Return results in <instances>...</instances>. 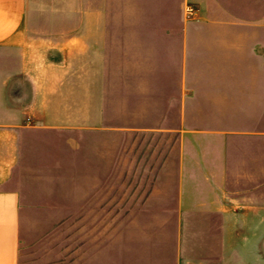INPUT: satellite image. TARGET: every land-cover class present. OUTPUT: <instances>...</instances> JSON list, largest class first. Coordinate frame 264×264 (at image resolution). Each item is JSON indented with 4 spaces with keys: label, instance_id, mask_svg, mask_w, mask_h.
Here are the masks:
<instances>
[{
    "label": "crops",
    "instance_id": "obj_1",
    "mask_svg": "<svg viewBox=\"0 0 264 264\" xmlns=\"http://www.w3.org/2000/svg\"><path fill=\"white\" fill-rule=\"evenodd\" d=\"M189 2L200 6L206 14L203 20L186 19ZM230 2L236 8L235 19H225L231 12L227 0H77L80 19L75 35L57 38L36 35L30 21L35 0H0V50L18 51L31 83L30 94L13 103L5 99L7 87H0V264H20L22 221L40 205L61 215L53 220L70 219L75 210L83 226L78 229L76 264H264V23L260 0ZM106 12L141 13L147 18L119 22L106 20ZM168 12L180 19L165 21ZM118 28L125 29L126 55L133 51L127 46L133 34L129 30L141 29L144 44L150 39L151 45L156 43L153 60L160 68L140 73L157 78V101L166 103L158 107L178 109L172 127H154L171 131L178 142L176 191L167 197L161 192L162 153L160 160L156 155V175L149 185L157 190L156 198L134 202L125 197L118 202V186L148 187L149 180L143 179L150 172L148 157L143 148L133 149V142L145 141L149 127L128 126L118 136L116 125L100 132L95 118L76 125L75 182L34 184L33 178L39 177H33L29 158L36 153V137L29 133L67 130L68 122L51 115L49 110L63 105L56 101L60 105L55 106L50 98L54 87L46 84L47 74L28 67L31 48L59 41L66 43L64 47L75 43L77 55H97L106 46L109 53H117L116 32L109 30ZM166 29L174 30L176 62L167 71ZM140 54H145L143 49ZM166 76L172 77L171 96L164 95ZM118 140L125 142L123 160ZM54 166V172L61 171L59 156ZM136 173L141 177L134 181ZM70 190L75 191V202L53 199ZM117 221L127 223L118 229ZM148 221L173 224L149 229L146 223H133ZM231 252L237 254L235 262H230Z\"/></svg>",
    "mask_w": 264,
    "mask_h": 264
},
{
    "label": "rangeland",
    "instance_id": "obj_2",
    "mask_svg": "<svg viewBox=\"0 0 264 264\" xmlns=\"http://www.w3.org/2000/svg\"><path fill=\"white\" fill-rule=\"evenodd\" d=\"M187 6H192V14L186 12L187 20H203L204 14L200 6L189 2ZM229 12L225 19H235L236 8L233 7L230 0L225 4ZM229 6V7H228ZM107 8V6H105ZM106 20L113 21H139L147 18V14L141 13H113L104 14ZM161 16V14H160ZM260 18L264 23V0H260ZM80 19L77 11V0H35L31 10L30 21L34 26V31L38 37H57L68 38L75 35L76 23ZM179 14L168 12L164 14L165 21L178 20ZM107 31V30H106ZM116 32L117 53H109L108 46L100 54L92 53L77 55L75 43L72 47H64L66 43L60 44L53 42L44 45L38 43L31 48L29 66L31 72L39 73L44 71L46 84L54 87L50 98L54 101L51 115L56 118H65L68 122L67 130H35L29 134L36 137L34 147L35 154H31L34 184L45 182L48 185H72L75 182L76 174V134L77 123L80 120L91 121L95 118L99 122L100 132H108L109 126L116 125L117 133L126 132L128 126H148L145 130L148 133L147 139L143 142L134 141L133 149L143 148L148 157L149 173L143 174V179L149 180L148 187L145 189H127L119 188L117 190L118 202L125 201L132 197L135 202L139 200L149 202L155 199L157 190L152 189L151 181L155 179V168L152 167L156 161V155L164 154L165 178L164 188L161 192L167 197L172 196L176 191V137L168 130H155L154 127L167 129L175 124L178 116V109L158 107L166 105L164 102L157 101V88L155 86V77L141 76L142 70L160 68L159 61L153 60L156 57V43L151 45V39L147 44L140 40L141 29L129 30L132 35L127 46H132V54H125V29L109 30ZM261 52L264 53V28L262 27ZM164 39V53L169 57L164 62V69L172 70L176 62L173 61L174 30L166 29ZM60 40V39H59ZM66 40V39H65ZM175 42V40H174ZM160 43V42H159ZM159 45V48H163ZM145 54H140L141 50ZM136 50V52H134ZM23 61L20 55L14 49L0 50V87H7L4 94L8 102H16L25 99L31 91V83L25 76L23 70ZM159 80V78H158ZM165 96H171L172 77H164ZM2 94L0 93V100ZM57 101V102H56ZM99 107V108H98ZM0 114L2 110L0 109ZM65 128V126H64ZM154 128V129H152ZM138 129L132 130L137 132ZM131 132V131H129ZM152 134H157L153 136ZM60 136V141L56 138ZM123 137V136H121ZM119 138V137H118ZM32 143V141H31ZM124 140H118V154L123 160ZM58 156L61 158V171L54 172L57 166H54ZM135 162V159H134ZM156 165V164H155ZM56 170V169H55ZM122 180L124 173L118 174ZM40 176L42 177L40 178ZM141 177L140 173L133 174V180ZM119 185V183H118ZM66 191V190H65ZM126 191L128 195H126ZM61 192V191H60ZM62 192H64L62 190ZM131 192V194H130ZM68 198L75 202V191L70 190L66 196H58L53 199ZM50 209L41 206L34 207L25 214L22 221V248L20 255V264H76L78 229L83 228L82 222L76 220L75 210L70 219L53 220L54 215ZM59 212V211H57ZM69 216V215H62ZM86 223V222H85ZM91 223V222H90ZM98 223V222H97ZM127 223L117 221V228L120 229ZM146 223L149 229H162L166 225L173 224L167 221H148L133 222ZM81 225V226H79ZM171 229V228H170ZM237 254L230 253V262H235Z\"/></svg>",
    "mask_w": 264,
    "mask_h": 264
},
{
    "label": "built area",
    "instance_id": "obj_3",
    "mask_svg": "<svg viewBox=\"0 0 264 264\" xmlns=\"http://www.w3.org/2000/svg\"><path fill=\"white\" fill-rule=\"evenodd\" d=\"M194 11L193 7L192 6H187L186 7V12L189 13V14H192Z\"/></svg>",
    "mask_w": 264,
    "mask_h": 264
}]
</instances>
